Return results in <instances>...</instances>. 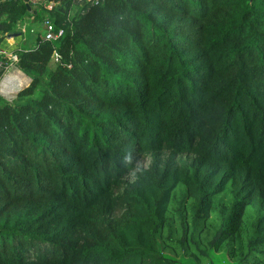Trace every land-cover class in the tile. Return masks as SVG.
Segmentation results:
<instances>
[{
  "label": "trees",
  "instance_id": "obj_1",
  "mask_svg": "<svg viewBox=\"0 0 264 264\" xmlns=\"http://www.w3.org/2000/svg\"><path fill=\"white\" fill-rule=\"evenodd\" d=\"M44 2L63 34L0 96V264H264V0Z\"/></svg>",
  "mask_w": 264,
  "mask_h": 264
},
{
  "label": "crops",
  "instance_id": "obj_2",
  "mask_svg": "<svg viewBox=\"0 0 264 264\" xmlns=\"http://www.w3.org/2000/svg\"><path fill=\"white\" fill-rule=\"evenodd\" d=\"M3 1L5 0H0V3ZM31 2V13L25 16V18L17 24L16 31L3 36L4 42L1 44L0 48L4 49L5 51L7 50L11 55H17L19 51L33 47L35 45L37 32L41 31V33L43 34V32L45 31L43 22H37L34 16L38 13V11L41 10V7L43 6V4H45V2L44 0H31ZM11 55L6 58L7 62L11 61ZM3 75L4 73L2 71V73L0 74V82L3 81ZM7 77L8 81L5 82L4 86H8L11 82L19 80L21 81L20 83L23 88L29 85V83L31 82V78L27 76L21 69H19L16 63H14L9 68Z\"/></svg>",
  "mask_w": 264,
  "mask_h": 264
},
{
  "label": "built area",
  "instance_id": "obj_3",
  "mask_svg": "<svg viewBox=\"0 0 264 264\" xmlns=\"http://www.w3.org/2000/svg\"><path fill=\"white\" fill-rule=\"evenodd\" d=\"M77 1H83V0H77ZM28 2H31V0H28ZM59 3L56 1H50L47 3V8L49 10H53ZM43 25L45 27L44 37L47 40H56L59 36L63 34V29H59L58 32L55 31V26L50 18H46L43 22ZM6 55L9 56L8 52L5 50L0 49V57ZM55 59H59V54L55 53ZM18 61V55L14 54L11 55V61L10 62H4L0 60V67L3 69V81L0 82V96L6 99L7 101H13L16 98L17 93L22 89L21 81L15 80L11 82L8 86H4L5 82L8 81L7 73L9 68Z\"/></svg>",
  "mask_w": 264,
  "mask_h": 264
},
{
  "label": "rangeland",
  "instance_id": "obj_4",
  "mask_svg": "<svg viewBox=\"0 0 264 264\" xmlns=\"http://www.w3.org/2000/svg\"><path fill=\"white\" fill-rule=\"evenodd\" d=\"M153 152L154 151H147V152L140 153V154L136 155L135 160H133V168L134 169L131 172H137L142 168H147L151 164V162L154 158ZM158 155H160L161 157H165V156H167V153H164V152L160 153L159 152ZM183 191H184L183 188L180 187L178 189L177 195L174 197L175 203L172 205V212L170 213V215L172 217H174L176 215V213L178 212V210L180 208L179 199L181 198V194L183 193ZM185 204H187V209H188L189 201L186 200ZM176 224L172 225V227H175ZM166 232H167V229L165 231V234H166ZM175 234H176V236L180 235V230L178 229V231H176ZM211 234L212 233H207L203 237L205 239H210L212 237ZM202 247H203V249L207 248V246L205 244H202Z\"/></svg>",
  "mask_w": 264,
  "mask_h": 264
},
{
  "label": "water",
  "instance_id": "obj_5",
  "mask_svg": "<svg viewBox=\"0 0 264 264\" xmlns=\"http://www.w3.org/2000/svg\"><path fill=\"white\" fill-rule=\"evenodd\" d=\"M28 1V0H27ZM27 5H28V9L31 10V5L29 4V2H27ZM3 69L0 68V74L2 73Z\"/></svg>",
  "mask_w": 264,
  "mask_h": 264
}]
</instances>
